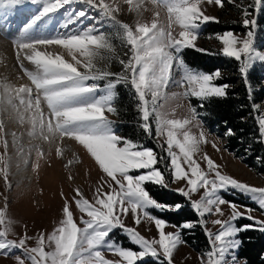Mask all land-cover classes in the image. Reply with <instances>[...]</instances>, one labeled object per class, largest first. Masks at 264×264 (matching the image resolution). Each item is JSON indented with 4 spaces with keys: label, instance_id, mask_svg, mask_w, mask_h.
I'll return each mask as SVG.
<instances>
[{
    "label": "snow or ice",
    "instance_id": "6c2138e0",
    "mask_svg": "<svg viewBox=\"0 0 264 264\" xmlns=\"http://www.w3.org/2000/svg\"><path fill=\"white\" fill-rule=\"evenodd\" d=\"M213 2L224 6L223 0H207L209 4ZM25 3L40 6L22 28L23 36L15 41L16 59L30 84L17 87L0 81V145L4 149L0 154V176L11 190L12 157L8 154L9 141L3 119L6 115L20 125L27 124V135L31 139L50 145L63 142L65 138L78 143L99 165L105 179L96 189L94 201L76 189L75 204L82 214L79 223L66 199L58 226L47 236L39 234L34 247L27 246L31 237L26 233L19 240L9 239L14 221L8 216L5 197V207L0 209V253L8 256L14 249L22 250L24 259L15 257L19 264H25V260L30 264H138L148 257L158 264H174L175 252L187 243L182 238V230L199 225L208 239V249L200 256L201 264H240L239 234L256 225L264 232V221L257 220L251 208L241 211L240 206L226 200L221 193L235 190L264 210V187L237 180L223 172L222 166L207 153L201 154L202 145L208 143V134L203 128L201 113L197 106L191 105L189 98L199 100L198 107L202 109L209 99L226 97L229 87L215 82L221 78L220 70L214 73L193 70L181 55L184 49L196 47L203 25L220 22L217 17L205 14L204 0H151L154 16L150 22L143 18L148 11L144 0H123L129 6L128 11L135 13L134 24L119 18L121 7L117 0H0V6L11 8ZM77 4L83 8L77 10ZM251 7L256 17L248 8L242 10L245 17L242 23L248 29L243 38L231 30L215 35L223 46L220 54L238 62L246 83L254 65L264 64V51L255 47L257 17L264 8V0H254ZM61 9L65 10L63 18L54 25ZM161 10L166 13V21L161 20ZM177 28L178 34L174 35ZM53 46L63 52L48 51ZM118 47L126 50L121 54ZM65 53L70 59L65 58ZM25 61L33 66L32 70L25 67ZM113 62L121 66V71L111 70ZM121 85L134 92L139 126L144 133L151 138L154 126L157 141L165 138L167 147L160 144V154L139 141L118 135L117 122L106 115L118 113L115 101ZM170 85L183 91L168 93ZM248 90L251 99L250 84ZM170 100L177 103L175 107L166 108ZM185 100H189L186 114L178 118L177 108L183 107L180 102ZM252 107L258 108L256 104ZM254 118L257 142L264 143V114ZM226 135H234L232 129H228ZM11 136L12 146H17V134L12 132ZM213 147H217L215 143ZM35 148L34 171L45 155L39 145ZM31 151L29 149V155ZM56 153L63 155L59 146ZM202 162L206 168L202 167ZM24 163L27 165L28 160ZM181 181L185 186L175 191L186 199L197 220L171 225L150 210L180 211L184 204L159 202L146 185L170 189L171 184ZM201 189L203 194L193 199ZM222 205H228L231 213L227 219L211 221L219 226V230L213 232L207 227L206 217H223ZM129 213L136 227L125 223ZM241 218L254 223L238 226L236 222ZM144 221L154 224L158 238H146L137 230ZM168 227L176 231H166ZM117 229L138 250L111 239ZM105 251L119 259H107Z\"/></svg>",
    "mask_w": 264,
    "mask_h": 264
},
{
    "label": "rangeland",
    "instance_id": "374dc122",
    "mask_svg": "<svg viewBox=\"0 0 264 264\" xmlns=\"http://www.w3.org/2000/svg\"><path fill=\"white\" fill-rule=\"evenodd\" d=\"M117 2L120 4L121 7V11L118 14L119 18L124 22L134 24L136 19L135 13H131L128 11L129 6L123 3V0H117ZM252 2L254 4V0H251L250 4H243L239 8V12L234 13L236 14V16H234L233 14L231 18L229 14L231 13L230 11H227L228 13L226 16H220V7L217 6L214 2L209 4L207 3V0H204L202 7L205 10V14L207 15L217 17L219 20L225 19L227 22L231 23H235L236 21H238L242 26H244L242 23L243 19L245 18L242 11L243 8H248V11L252 13L253 17H256L257 15L254 12V8L251 7ZM144 6L148 9V11L144 13L143 18L146 21L150 22L154 16V11L152 10L153 5L151 3V0H144ZM39 7V5H34L31 3H25L24 5H19L15 8L0 6V42L3 41L5 42V44L7 43L10 47L9 56H6V58H4L5 60L3 59L2 61H0V68L1 66H11L13 68L12 79L10 81H7V79L4 78L3 75H1L0 73V81H6L8 83L14 84L17 87L23 84H30V81L25 76L23 70L19 67V62L16 59L15 41L23 36V33L21 31L22 28L39 11ZM75 8L79 10L83 8V5L77 4L75 5ZM64 11V9H61L60 12L56 14L57 19L53 21L54 25L58 24L59 21L63 18ZM260 15L261 13H259L257 17L258 29L256 32L255 47L261 51H264V46L261 47V45L264 44V23L262 25H259ZM161 20L166 21V13L163 10H161ZM88 23L91 24L92 22L88 21ZM206 26L207 24L202 26L199 38L195 42L196 47L194 48L206 50L204 52L220 51L223 46L215 38V35L223 34L225 31L229 30L213 34L212 36L210 34L205 33ZM70 27H74V25ZM247 30L248 29L245 28V31L243 32L233 30L231 31L243 38ZM178 31L179 29L177 28L174 32V35L178 34ZM116 43L117 45H119V41H116ZM125 50L126 49H120L118 47V51H120L121 54ZM48 51H52L54 53L60 51L63 52L62 49H59L56 46L50 47ZM181 55L183 58V52L181 53ZM65 58L70 59V57H68L66 53ZM6 59L8 61H6ZM189 66L193 70L204 71L201 68L192 67L191 65ZM255 66L264 67V64L258 62L254 65L252 69H254ZM25 67L29 70L33 69V66L27 61H25ZM111 70L114 72H119L121 71V66L118 63L113 62ZM204 72L214 73L215 71ZM236 74L242 77L241 73L239 72V67L236 69ZM176 75L178 78L179 73L177 72ZM262 83V86H257L255 89L263 87L264 81ZM166 91L168 93H171L183 91V89L170 85V87ZM117 92L119 97L120 94L118 88ZM189 99L191 105L197 106L198 112L201 113L200 119L202 121L205 132L208 134V143L202 145L201 154L207 153V155L211 157L217 164L222 166L223 172L233 176L237 180L245 182L252 186L264 187V172L257 171L255 168L249 166L242 156L233 151H230L226 147V137L221 136L217 128L213 124H211L210 121L207 119V113L204 107L202 109L198 107L200 101L196 98ZM116 102L117 100L115 101V107ZM161 103H163V101H161ZM176 103V101L170 100L166 104V108L175 107ZM180 103L183 104V107L177 108L178 118L183 117L186 114V110L189 105V100L181 101ZM254 104L258 106V108L255 110L252 107L255 116L258 114H264V99ZM42 107H44L46 112V105H44L43 102ZM106 115H108L110 119H113L117 122L115 130L118 135L131 139L133 141H139L143 143L145 147L153 148L155 151H157L158 154L161 153V148L159 147L160 144H164L165 148L167 147L164 137L159 138V141H157V139L155 138L154 126L153 136L151 138H149L146 134H142L141 136H135L138 138L134 139V137L131 138L128 134L123 131V122L119 120L117 114L113 115L111 113H106ZM3 119L5 120L6 124V138L9 141L8 154L12 157L11 172L9 177L10 182L12 184V189L8 190L2 176H0V209H3L5 207V197H7L8 216L14 221L13 232L10 233L9 239L19 240L20 238H23L26 233L28 237H31V239L26 242L27 246L34 247L36 245V238L39 234L43 233L47 236L54 230L56 226H58L59 221L63 218V207L66 199L68 202H70L71 209L74 213V218L77 220V223H79V217L82 214L79 212L75 204L74 197L78 198L76 197V189H79L85 198L89 199L90 201H94L95 191L98 187L104 184L105 174L102 172L99 165L90 156V154H88L86 150H84L83 147L80 146L78 143L74 141H69L73 147V151L71 153L72 156L70 155L69 158L65 155V153L69 152V148L66 145L65 149L63 148L65 144L62 145V143H59L56 146H59L61 148L63 155H57L56 148L49 147V149L51 148L50 152L49 149L48 151L46 150L44 145L49 144L48 142H44L42 140H34L28 137L27 131L29 126L27 124L20 125L14 121L9 120L6 115L3 116ZM193 131L198 132L197 129H193ZM12 132H15L17 134V146H12L11 144ZM213 143H215L217 147H213ZM36 145H39L40 149L43 150L45 155L39 161L40 167L34 171L33 166L36 163ZM217 148L219 150H217ZM18 149H22L23 151L19 152ZM29 149L32 150L30 155ZM3 152V146L0 145V154H2ZM25 159L28 160L27 165L24 163ZM69 161H72V163L69 164ZM158 167H161V169L163 170V167L161 165H158ZM202 167L206 168V164H204L203 162ZM152 185L153 184H148L146 185V188L154 197L153 190H155V188L151 187ZM184 186L185 182L181 181L176 184H171L170 189L167 190L177 193L175 190ZM104 187L105 190H107L106 185ZM157 187L163 189L159 186ZM61 193H63V195H61ZM202 194L203 189H201L199 193L194 194L193 199H199L200 195ZM221 194L226 200L232 201L233 203L240 206L241 211H244L246 208L253 209L252 215L257 220L264 221V210L259 209V207L247 196L235 190H230ZM164 204L174 205L168 203ZM221 207L224 211L223 217H220L219 215H209L206 217V219L208 220L207 227L213 232H217L219 230V226L213 225L211 221L217 218L227 219L231 213V209L228 205H222ZM150 211L153 213V215H157L161 218L166 219L162 215L165 212H159L154 209ZM125 223L129 227H136V225L133 223L131 213H129L128 217L125 218ZM236 223L239 226L253 225L254 222L246 218H241ZM170 224L176 225L173 223ZM82 226L83 225H81V227ZM255 227L259 229V225H256ZM137 230L140 231L141 234L144 235L146 238H158V232L155 229L154 224L150 222H142L138 226ZM166 231H176V229L173 227H168ZM110 238L116 240L117 242H122L123 245L126 247H131L138 250V248L135 245L131 244L126 235L119 229L114 230ZM207 249L205 248L202 251H197L191 246H189L187 243L183 244L178 248V250L174 254V264H201L200 256ZM104 255L107 259H119V257L115 256L114 254L108 251H105ZM17 256H19L21 259H24L22 250L14 249L12 253L8 256H5L0 253V264H19V261L15 258ZM239 260L240 264H243V260ZM25 264H30V262L25 260Z\"/></svg>",
    "mask_w": 264,
    "mask_h": 264
},
{
    "label": "trees",
    "instance_id": "16d2710c",
    "mask_svg": "<svg viewBox=\"0 0 264 264\" xmlns=\"http://www.w3.org/2000/svg\"><path fill=\"white\" fill-rule=\"evenodd\" d=\"M251 0H223V7H220V16H226L230 11V18L234 13L239 12L243 4H250ZM253 5V2H252ZM252 10V9H251ZM259 16V25L264 23V9ZM236 16V14H234ZM219 23H207L205 33L213 34L225 30L245 31V27L238 21L227 22L225 19ZM264 46L261 45V47ZM183 58L188 65L198 67L207 72H214L217 69L222 71L221 78L216 80L218 84H227V96L222 98H211L204 104L207 119L219 131L221 136L226 137V147L243 157L245 162L257 171L264 172V143L257 142L258 128L255 113L252 105L264 99V67L255 66L249 72L248 82L243 77L236 74L239 67L237 61L226 58L220 51L204 52L195 48H187L183 51ZM252 88V98H249L248 86ZM120 96L117 99L118 118L123 122V131L131 138H138L145 134L140 128L139 113L136 108L137 101L134 99V92L124 86H118ZM228 129H232L234 135H225ZM151 187L154 197L159 202L168 204L184 203L180 211H166L162 215L168 222L179 225L186 220L196 221L197 216L188 206L184 197L167 189H160L156 185ZM182 238L189 246L197 251H202L208 247V239L203 228L199 225L191 230H182ZM242 241L237 252L238 258L243 260V264H264V232L256 227H251L247 231L239 234ZM138 264H158L153 258H146Z\"/></svg>",
    "mask_w": 264,
    "mask_h": 264
},
{
    "label": "bare ground",
    "instance_id": "6f19581e",
    "mask_svg": "<svg viewBox=\"0 0 264 264\" xmlns=\"http://www.w3.org/2000/svg\"><path fill=\"white\" fill-rule=\"evenodd\" d=\"M9 51H10V47H9V45L6 43L5 44V42H3V41H1L0 42V61H2L4 58H6V56H9ZM59 51V50H58ZM63 51V50H62ZM61 52V51H60ZM68 59V58H67ZM5 60V59H4ZM6 61H8L7 59H6ZM10 63H12V62H10ZM12 70H13V68L11 67V66H9V67H4V66H1V68H0V73H1V75H3V77L4 78H6L7 79V81H10L11 79H12V77H13V74H12ZM6 79H4V80H6ZM70 140H68V139H65L63 142H60V141H57L56 143H54V144H47V145H44V147L46 148V150L48 151V149H49V147H53V148H56L57 146L56 145H58L59 143H62V145L63 144H65L64 146H63V148H65L66 147V145H67V147L69 148V152H67V153H65V155L66 156H68V158H69V156L71 155L72 156V149H73V147H72V145L70 144V142H69ZM45 144V143H44ZM62 148V149H63ZM51 149V148H50ZM66 149V148H65ZM47 154V153H46ZM75 159V158H74ZM74 162V161H73ZM75 163V162H74Z\"/></svg>",
    "mask_w": 264,
    "mask_h": 264
}]
</instances>
